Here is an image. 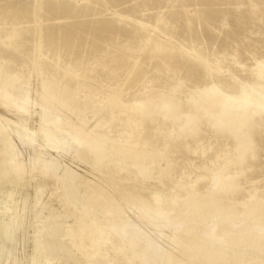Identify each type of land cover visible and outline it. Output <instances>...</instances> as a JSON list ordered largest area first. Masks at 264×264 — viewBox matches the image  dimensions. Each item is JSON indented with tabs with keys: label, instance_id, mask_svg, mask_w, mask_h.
<instances>
[{
	"label": "rangeland",
	"instance_id": "rangeland-1",
	"mask_svg": "<svg viewBox=\"0 0 264 264\" xmlns=\"http://www.w3.org/2000/svg\"><path fill=\"white\" fill-rule=\"evenodd\" d=\"M0 69L19 74L21 85L31 89L30 113L34 112L26 127L12 116L13 121L5 118L10 127H0V207L13 194L17 212L22 213L20 233L24 237L14 243L3 236L6 246L0 237L3 253L17 256L3 264H31L36 231L57 225L62 232L68 224L75 231L66 249L84 237L86 253L104 252L116 264L130 261L120 241L137 236L143 227L134 249L143 245L154 252L156 245L159 258L154 255L163 264L165 252L173 248L171 237L179 234L172 214L165 211L201 206L193 195L222 199L221 217L227 220L245 212L247 223L242 227L249 231L247 239L257 234L264 238V0H0ZM244 88L254 94L248 107L234 117L227 116L220 100L237 96ZM211 92L216 95L210 96ZM42 93L48 94L44 107L39 104ZM50 93L76 96L86 107L96 103L80 115L92 121L90 128L96 113L99 126L75 128L64 123L70 138L59 134L48 142L40 131L39 116L52 103L47 100ZM60 105L58 100L56 107ZM65 113L60 119H65ZM131 124L141 126V136L135 132L133 138L141 148L113 160L112 166H120L118 175L114 177V171L110 174L96 161L97 171L106 176L102 178L107 180L105 197L96 204L85 194L88 207L68 201L69 192L63 193L60 187L65 179L56 175L64 171L66 161L80 163L73 146L68 147L72 138L80 132V136L92 132L98 139L118 134L124 138L133 129ZM7 131L12 137L4 135ZM7 138L15 139L13 150ZM243 142L247 145L240 151ZM50 158L57 159L60 167L51 175L45 166L44 176L37 167L42 162L39 159ZM82 165H78L80 170H84ZM218 171L220 176L214 178ZM223 177L228 187L222 186ZM44 184L50 187L36 201L40 194L35 188ZM88 186L82 189L91 190ZM160 197L168 199L167 207L158 203ZM257 205L261 207L253 211ZM107 209L113 210L107 214ZM66 211L74 221L65 216ZM52 212L60 214L59 225ZM95 217L116 222L114 226L126 220L124 233L108 225L99 234L91 223ZM42 238L50 240L48 234ZM254 249L251 263L264 264V244ZM211 252L213 248L197 256ZM159 254H165L163 259ZM79 257L80 264L89 258L84 253ZM136 259L132 264H141ZM246 261L235 251L228 264Z\"/></svg>",
	"mask_w": 264,
	"mask_h": 264
},
{
	"label": "bare ground",
	"instance_id": "bare-ground-1",
	"mask_svg": "<svg viewBox=\"0 0 264 264\" xmlns=\"http://www.w3.org/2000/svg\"><path fill=\"white\" fill-rule=\"evenodd\" d=\"M20 79L21 78H19V74L18 75H16V74L11 75L5 69H0V127L2 130H6L8 127L11 126L8 123L7 119H5L6 116L14 117L17 122L21 123L22 125H24L26 127V126H28L29 121L32 118V114L34 113V112L30 113L31 106H32V105H30L31 102L29 100L31 97V89L27 85L26 86L21 85ZM46 84H47V81L44 80L43 89L46 88ZM42 94H44V95H42L40 97L39 104L42 107H44L45 106L44 103L47 102L46 98H48L47 97L48 94H45V93H42ZM209 95L215 96L216 93L211 92V94H209ZM252 95H254V94L252 92H250L248 88H244L242 90V93L237 95V96H229V97L221 99L220 101L224 105V111L223 112H225L226 115L229 117H234L239 110H242L243 108L248 107L249 102L252 99ZM49 97H50V100L49 99H47V100L52 102V103H51V105H49V102L47 103L48 105L46 104L48 106V107H46V108H48V111L47 112L41 111L40 116H39L40 122L37 120L39 123H41V125H40L41 127H39V128H41L42 130H40V131H42V135L47 139L48 142L53 141L54 137L59 135V134L65 135V137L67 136L70 138L69 130L63 129V126H66V124L72 123L73 127H75V128H79V127L80 128H88L89 127V125H90L89 123H91L92 121L91 122L87 121V119L84 116L80 115V111L90 110L91 108L96 106L95 105L96 103L95 104L92 103V105H89L88 107H86V106H82L81 105L82 103H80V100H78L77 97L73 96V95L68 96L66 94H64V95L61 94V95L57 96L53 93H50ZM58 100H59V103H61L63 105V106L60 105L59 108L56 107V103ZM236 101H238L236 104L233 103ZM36 103H37V100H36ZM3 109H4V111H3ZM96 110H98V109H96ZM53 111H55V112L57 111L56 116L52 114ZM62 111L66 112L65 113L66 117L64 120L60 119V115H62L61 113H63ZM49 112L51 113V115L49 114ZM94 114H95L96 121L92 125V127L88 128V129H92L94 126L95 127L99 126L98 120H97V114L96 113H94ZM2 119H5L6 121H4ZM10 120H12L11 117H10ZM60 122H61V124H63L62 127H60L58 125V123H60ZM64 123H66V124L64 125ZM128 124H130V122ZM131 127L133 129L128 131L126 137H124V138L122 137L121 134H118L117 136H115L113 138L98 139V138H96V136H93L91 134L92 132H90L89 130L88 131L90 133H85L82 136H80L81 135L80 134L81 132H80V133H78V136L77 135L74 136L72 138L71 142L68 143V147L70 148L71 146H73V148H74L73 151L78 154V160L77 161H79L81 164H83L85 166L84 170H80V168H78V165H80V163L78 165L76 164L77 165L76 166V165L66 161V163L63 167L64 171L62 173H60V172L58 173L57 171L59 170L60 163L55 158L54 159L50 158L47 160L39 159L42 162L37 167L40 170V173L44 176H45V174H43L42 171L44 170L45 166H47L51 175H53L54 172H57V175H56L57 177H59V178L63 177L65 179L63 181V183H61L60 187L62 188L63 193L69 192L68 196H70V197H68V199H69L68 201H74L75 203H79L83 207H88V204H87L86 199H85V194L92 196V198L95 199L94 202H96V200L101 199L102 197H105V195H106V190L103 188V186L107 183V180L102 179V178H104L103 176H105V174L103 172L97 171L98 163L96 161H100L99 165H101V163H102V167L104 168L105 171L106 170H107V172L114 171V177H116L118 175V173L120 172V166L119 165L112 166L113 160H115L117 158L119 160V158H121L120 156H124L123 154L132 153L133 151L139 150V148H141L140 147V144H141L140 141L138 139H133V138H135L134 137L135 132H136V134L141 136V134H142L141 126L140 127L139 126L133 127V124H131ZM1 129H0V131H1ZM23 129H25V128L23 127ZM14 131H15L14 133L17 135L16 130H14ZM4 135H6L8 137L11 136L8 131H7V134L4 132ZM13 138H7L10 147H12V150H13V146L14 147L16 146L15 145L16 144L15 139H13ZM145 143L146 142L144 141L143 145H145ZM246 145H247L246 142L241 143L239 145V150L244 151L246 148ZM69 148H68V150H70ZM108 149L110 150L109 152H108ZM36 151H37V149H36ZM40 152H44V151L40 150ZM36 155H37V153H36ZM40 157H38V158H40ZM42 157H44V156H42ZM72 159H74V158H72ZM98 159H100V160H98ZM77 161L75 159V162H77ZM132 161H133V159H132ZM82 169H83V167H82ZM220 173L221 172L218 171V173L216 172L212 176L214 178L219 177ZM7 174L12 175V171L7 172L6 175ZM82 174H83V177L81 176ZM225 179L226 178H224V177L221 179V184L223 187H226L228 185V182H227V180L225 181ZM41 184H43V183H41ZM98 184L102 185V186H98ZM88 185L91 186V190L84 191L82 189V187H85ZM47 186L45 187V184H44L43 186L39 185L38 188H35V189H37L38 194H40V195L36 196V197H38L37 200L35 199L36 201H39L40 196L43 194V192H45L44 190H46L47 188L50 187V184ZM173 188L175 190L178 189L177 186H173ZM48 190L53 192L52 189L51 190L48 189ZM53 195L54 194H52V196L50 195L51 198L54 197ZM191 196L192 195H190V197ZM192 197H195L196 202H199L202 205L199 206V205L195 204L196 206H194V207H192V206L187 207L186 206L184 208L185 209L184 211H177L174 207H172L173 209L170 211H165L166 213L170 212L172 214L173 218L175 219V221L172 220L176 226L175 230L177 232H179V234L177 233L178 235H175L173 237H171L172 235L170 236L172 238L171 239V243H172L171 245L173 248L167 249L168 252L167 251H166L167 253L165 252V254H166V255L164 254L165 256L159 254L162 256V259L164 256V259H163L164 263L163 264H228L229 255L235 251H237L243 258H245L247 260L246 264H253V263H251L250 259L253 257V255H255L254 247H256L257 244L259 245V243L264 244V238L261 236V234H260V236H259V234H257L258 236L254 235V237L247 239V237L245 235H246V232L248 233L249 231L246 228H248L249 226H245L246 231H243L244 225L242 224L243 222L245 225L247 223L245 221V219L243 221V217H244L243 215L245 214V212H243L242 215L235 216L233 219H231L229 217V215H227V213L225 212V215L227 216V218L231 219V220H227V219H224L221 217V212H222V210H224V203H223L222 199L214 198L215 196L212 197V195L211 196L193 195ZM54 199H55V197H54ZM54 199L52 200L53 202H54ZM157 199L159 200L158 203L161 205L162 208L167 207V205L169 204V201L167 198L160 197ZM55 201H57V200L55 199ZM149 201H147V203ZM47 203H48V201H47ZM97 203L98 202H96V204ZM181 203H183V202H181ZM10 204H15V205H12L14 207L11 208ZM50 204L49 205L47 204V207L50 206ZM16 206H17V201L15 198H13V194H9L7 196V198L1 203V207H0V210H1L0 211L1 212L0 213V237L2 236L1 240H2L3 236L6 237L7 240L9 239L14 243L18 242V241H22L24 239V237L22 235L23 232L20 233L22 231V228H23L22 227L23 223L21 222L22 226H20V220H19V219H21L22 213H21V211H20V213L17 212ZM39 206H41V205H39ZM213 206H216V207L213 208ZM250 206H251V204H250ZM250 206H249V208H250ZM43 207H44V204H43ZM258 207L260 208L261 205H257L255 208H253V211L258 209ZM39 208H42V206ZM51 208H52V206H51ZM53 208H54V206H53ZM109 208L111 209L113 207H109ZM49 209H48V211L51 210V209L50 210ZM110 209L106 210L107 214L109 212H112L113 209L112 210H110ZM42 211H43V213H45L46 210L44 211V209H43ZM42 211H40V212H42ZM53 211H54V209H53ZM97 211L101 212V210H97ZM53 214H54V217L57 221V222L55 221V223L58 224L59 223L58 215L60 216V214L57 213L55 215V212ZM65 214H63V215H65L67 218L68 217L73 218L72 221L75 220V217L73 215H71L68 211H66ZM126 214H127V212H126ZM171 214H169V215H171ZM167 215L168 214L165 215L166 218L169 216V215L168 216ZM125 216H124V218L126 219ZM259 216H260V214H259ZM39 218H42V217H38V219ZM168 218H170V216ZM35 219H36V215H35ZM45 220L48 221L47 219H45ZM100 220H97L95 217L94 220L91 222V223H94L96 225L95 229L99 231L98 232L99 234H103L105 232L103 229L105 227H107L108 225L114 226L113 224L116 223V222H112V221H108V220H106V221H103V220L100 221ZM172 221H171V223H172ZM38 222H40V221H38ZM262 222H264V221H262ZM48 223H49V221H48ZM118 223L119 222H117V224ZM125 223H126V220L123 221V223H119L120 225L119 226L117 225L118 227L116 226V224L114 226V227L118 228V232L120 235L124 233L125 226H126ZM169 223H170V220H169ZM176 223H180L181 225L177 226ZM52 225H53V223H52ZM127 225H128V222H127ZM248 225L251 226L250 223ZM261 226H260V228H261ZM39 227H41V226L39 225ZM64 228L65 229L62 230V232L58 228L57 225L56 226L53 225L52 228H46L45 227L43 229L40 228V230H37V231L35 230L37 232V235H36L37 237L35 236L33 239L34 241H33L32 245H34V248H33L32 255H30L31 256L30 257L31 262H32L31 264H80V257H79L80 253H84V255H86V256L88 255V257H89L88 260H86V263H83V264H116L115 260L113 258H111L112 256L107 257L104 252H99V254L92 253V252L86 253L85 252L86 250H84V249H86L84 237L81 239L80 242H77L76 245H74V244L72 245L70 243V248L66 249L68 242L71 241V239H72L73 233L75 231V227L73 224L72 225L68 224ZM83 228L85 229L84 226H83ZM142 228H139L137 236L132 237V238L131 237L130 238H124V239H122V241H120V242H123L124 246H126V248H127L126 252H128L127 255H129L128 257H129L130 261H129V263H126V264H132L133 259H136V258H139V260L141 261V264H157V263L160 264L159 262H157V260H159V259L156 258V256L159 253L158 252L159 248L156 245L152 246L155 248V249H153L154 252L150 251L149 249H145V247L143 248V245H142V248H141V246H139V249H134V245H135L134 243L136 242V238H138V236H140V233H142L141 232V231H143ZM250 228L251 227H249V229ZM95 229L93 230V232L95 231ZM81 231L83 232V230H81ZM176 231H175V233H176ZM45 234H48V236L50 237V240H44L42 238L43 236H45ZM97 236L99 238L100 237L102 238L101 235H97ZM125 237H127V236H125ZM89 238L93 239L94 244L96 243V241H97L96 238H93L92 236ZM101 238H100V240H101ZM66 239H68V240H66ZM63 240H66V243H64ZM3 241L5 242L6 240L4 239ZM98 241H99V239H98ZM153 243H154V241H153ZM5 246H6V242H5ZM5 246H3L4 249H5ZM78 246H80V248H81L80 251H77V249H75V247H78ZM131 247H133L134 251L131 250L132 249ZM152 247L150 249H152ZM82 248H84V249H82ZM129 248H131V249L129 250ZM210 248H213V252H211L210 254L206 255L205 257L197 256L203 250L210 249ZM245 248H247V249H245ZM226 249L228 252H226ZM8 250H10V249H8ZM157 257L159 258V256H157ZM254 258H252V259H254ZM9 259H17V256L15 255V253L14 254L3 253V248L0 244V263H2L3 260H6V262H7V260H9ZM55 259H58V261L56 262ZM59 260H61L62 262H59ZM136 260H138V259H136ZM81 261H83V260L81 259ZM127 261H128V259H127ZM119 263H120V261H118V264Z\"/></svg>",
	"mask_w": 264,
	"mask_h": 264
}]
</instances>
